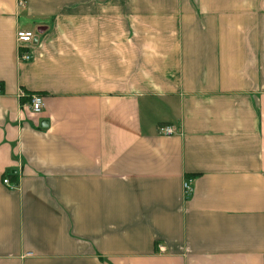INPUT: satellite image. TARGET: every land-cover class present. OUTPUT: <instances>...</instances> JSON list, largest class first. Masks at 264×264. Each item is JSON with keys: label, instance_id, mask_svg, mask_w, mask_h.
I'll return each mask as SVG.
<instances>
[{"label": "crops", "instance_id": "crops-1", "mask_svg": "<svg viewBox=\"0 0 264 264\" xmlns=\"http://www.w3.org/2000/svg\"><path fill=\"white\" fill-rule=\"evenodd\" d=\"M0 264H264V0H0Z\"/></svg>", "mask_w": 264, "mask_h": 264}, {"label": "built area", "instance_id": "built-area-1", "mask_svg": "<svg viewBox=\"0 0 264 264\" xmlns=\"http://www.w3.org/2000/svg\"><path fill=\"white\" fill-rule=\"evenodd\" d=\"M22 3V1L20 2ZM36 39V33L31 30L21 29L17 32L18 40V50H19V59L22 61H30L32 59V54L29 50L30 44H33ZM30 105L32 110L35 113H40L44 109V98L40 93L30 94ZM160 132L162 134H174L176 132L174 126L166 125L160 127ZM4 183L12 188L16 187L13 182H11L10 177L6 176L4 178ZM192 191V179H187L184 182V192L186 196H189ZM160 251H164V247H159Z\"/></svg>", "mask_w": 264, "mask_h": 264}, {"label": "rangeland", "instance_id": "rangeland-1", "mask_svg": "<svg viewBox=\"0 0 264 264\" xmlns=\"http://www.w3.org/2000/svg\"><path fill=\"white\" fill-rule=\"evenodd\" d=\"M36 32H37V30H36ZM32 94V93H31Z\"/></svg>", "mask_w": 264, "mask_h": 264}]
</instances>
